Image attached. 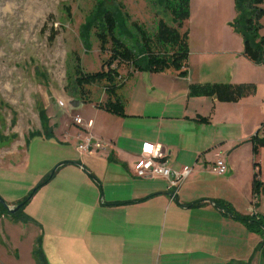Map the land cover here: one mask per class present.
<instances>
[{
  "label": "crops",
  "instance_id": "crops-1",
  "mask_svg": "<svg viewBox=\"0 0 264 264\" xmlns=\"http://www.w3.org/2000/svg\"><path fill=\"white\" fill-rule=\"evenodd\" d=\"M234 16L233 0H189L186 77L133 72L121 89L123 116L69 101L63 118L80 132L64 131L66 123L56 119L49 123L52 136L41 135L63 156L57 154L52 189L60 211L69 202L70 221L59 227L89 235L90 250L109 251L117 264H146V252L154 250L181 264H229L246 254L261 263L253 254L259 235L232 215H264V193L253 204L250 186L254 162L264 184V164L249 142L264 115V63L242 55L241 37L230 25ZM189 82H252L255 89L237 100L246 107L241 111L233 102L187 96ZM196 114L208 122H197ZM85 137L100 148L79 151ZM142 143H158L166 166L188 170L186 177L173 187L162 177L135 176ZM217 156L226 167L222 174L211 172ZM60 158L67 162L59 165Z\"/></svg>",
  "mask_w": 264,
  "mask_h": 264
},
{
  "label": "rangeland",
  "instance_id": "rangeland-1",
  "mask_svg": "<svg viewBox=\"0 0 264 264\" xmlns=\"http://www.w3.org/2000/svg\"><path fill=\"white\" fill-rule=\"evenodd\" d=\"M105 7L115 14L127 39L122 11L151 29L157 9L153 0H0V264H117L109 251L89 249V235L59 227L70 221L69 202L60 211L52 189L56 157L63 156L41 137L56 119L66 123L64 131L80 132L63 118L62 110L70 107L69 101L74 103L63 86L73 56L83 71L99 68L103 56L89 25ZM260 23L263 33L264 15ZM89 88L91 98H102L98 86ZM238 101L233 106L242 111L246 107ZM36 132L39 135L29 138ZM260 148L255 155L264 164ZM64 149L72 154V149ZM45 172L52 173V181L36 187ZM5 204L20 207L12 212ZM146 257V264L182 263L162 260L158 250L146 252ZM249 258L246 254L233 262Z\"/></svg>",
  "mask_w": 264,
  "mask_h": 264
},
{
  "label": "trees",
  "instance_id": "trees-1",
  "mask_svg": "<svg viewBox=\"0 0 264 264\" xmlns=\"http://www.w3.org/2000/svg\"><path fill=\"white\" fill-rule=\"evenodd\" d=\"M154 3L157 9L151 29L131 20L126 12L122 11L123 24L129 39L120 32L117 17L109 8L105 7L94 15L89 26L97 42L98 52L103 57L97 70L83 71L79 58L73 56L63 86L64 92L72 101L92 103L94 107L107 113L123 116L124 100L121 89L133 72L144 70L159 73L169 70L179 77H186L189 50L188 31L184 22L188 18L189 0H153ZM233 4L235 16L230 25L241 37L242 55L252 63H264V32L261 33L260 23L264 15V0H233ZM90 86H98L102 91V98H91ZM254 89L252 83L189 82L187 96H208L222 102H235L252 94ZM194 119L207 123L209 118L196 114ZM41 120L46 123L42 114ZM51 130L52 128L48 127L46 137L52 136ZM36 135L39 133H32L29 138ZM249 142L253 155L259 147H264V115ZM66 162L63 161L59 165ZM253 168L255 171L250 186L254 204L258 196L264 193V184L258 178L257 163H253ZM51 176L52 173L45 174L36 187L45 184ZM23 203L24 201L20 205ZM1 207L0 204V215H3ZM232 216L259 235L260 240L254 247L253 254L257 253L264 264V215L251 213L239 216L233 213ZM250 259L245 263L229 264H249Z\"/></svg>",
  "mask_w": 264,
  "mask_h": 264
},
{
  "label": "built area",
  "instance_id": "built-area-1",
  "mask_svg": "<svg viewBox=\"0 0 264 264\" xmlns=\"http://www.w3.org/2000/svg\"><path fill=\"white\" fill-rule=\"evenodd\" d=\"M73 122L81 125L82 121L74 117ZM91 121L86 122V126H90ZM100 148V143L85 137L81 143L77 145L79 151H92ZM226 167L224 162L218 156L212 163L211 172L214 174L224 173ZM137 177L152 178L162 177L167 180L169 186L176 187L188 174V170L174 171L166 166L165 151L158 143H142L140 146V159L132 169Z\"/></svg>",
  "mask_w": 264,
  "mask_h": 264
},
{
  "label": "water",
  "instance_id": "water-1",
  "mask_svg": "<svg viewBox=\"0 0 264 264\" xmlns=\"http://www.w3.org/2000/svg\"><path fill=\"white\" fill-rule=\"evenodd\" d=\"M77 103H78V101H75V100H74V104H77ZM0 201H2V200L0 199ZM18 206H19V205H16L14 208H9V207L5 204V207H6L8 210L12 211V212H13L16 208H18Z\"/></svg>",
  "mask_w": 264,
  "mask_h": 264
}]
</instances>
